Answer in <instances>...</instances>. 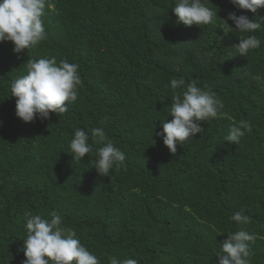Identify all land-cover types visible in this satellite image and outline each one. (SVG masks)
Masks as SVG:
<instances>
[{
	"label": "trees",
	"instance_id": "1",
	"mask_svg": "<svg viewBox=\"0 0 264 264\" xmlns=\"http://www.w3.org/2000/svg\"><path fill=\"white\" fill-rule=\"evenodd\" d=\"M175 0H50L46 39L15 54L0 42V264H22L25 213L51 211L75 229L100 264L110 257L139 264H218L215 256L238 230L232 215L244 210L256 236L250 264H264V31L261 47L246 57L234 46L248 34L228 29L230 0H210V25H177ZM220 18V19H219ZM212 54L211 56L209 54ZM79 64L78 99L61 117L24 123L16 116L11 82L30 59ZM197 80L224 102L228 118L204 129L175 154L163 144L170 122L172 78ZM240 120L252 131L238 145L224 137ZM102 127L125 153V166L101 177L93 167L91 138ZM77 128L93 152L74 163Z\"/></svg>",
	"mask_w": 264,
	"mask_h": 264
},
{
	"label": "clouds",
	"instance_id": "2",
	"mask_svg": "<svg viewBox=\"0 0 264 264\" xmlns=\"http://www.w3.org/2000/svg\"><path fill=\"white\" fill-rule=\"evenodd\" d=\"M210 0H175L171 11L176 16L177 25L191 27L193 25H210L215 22L218 12L207 4ZM237 10L256 14L264 9V0H230ZM50 0H0V42L13 43L15 54L24 49L36 48L46 39L44 17ZM220 19V18H219ZM227 20L234 24L229 27L226 20L220 19L228 29L248 34L239 39L234 46L237 55L246 57L250 51L261 47V41L253 33L264 31V18L252 20L245 15L237 16L229 13ZM212 55L211 53L209 54ZM26 74L11 82L10 97L15 98L16 116L24 123H32L36 119L48 120L50 114L61 117L68 112V105L77 101L82 80L79 75V64L70 63L66 59L57 62L56 58L30 59ZM171 106L167 108L170 122L162 123L163 144L170 153L175 154L177 146L182 147L194 140L197 133L204 129L201 122L228 118L224 112V102L211 89L201 88L197 80L186 81L183 77L172 78ZM252 131L251 122L240 120L233 123L224 137L228 144L238 145L247 133ZM93 143L102 145L97 148V159L93 167L101 177H108L112 169L125 166L126 156L107 137L102 127L91 131ZM85 130L77 128L70 141V151L74 163L83 161L93 152V143ZM231 220L238 230L227 233L228 239L220 245L215 255L218 264H250L253 252L251 244L256 236L246 230L250 217L244 210L235 212ZM26 238L23 239L22 264H100L99 258L81 243L75 229L64 225L63 217L57 211H51L49 218L31 212L25 213ZM109 264H139L136 259H118L110 257Z\"/></svg>",
	"mask_w": 264,
	"mask_h": 264
}]
</instances>
